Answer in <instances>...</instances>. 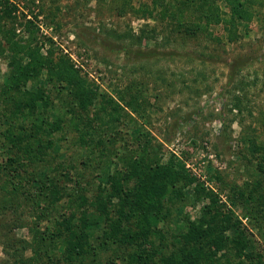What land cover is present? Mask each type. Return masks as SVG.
<instances>
[{
	"label": "trees",
	"instance_id": "16d2710c",
	"mask_svg": "<svg viewBox=\"0 0 264 264\" xmlns=\"http://www.w3.org/2000/svg\"><path fill=\"white\" fill-rule=\"evenodd\" d=\"M16 1L0 0V55L12 56L0 94L6 128L0 133V216L11 218L0 227L13 264H264V141L240 139L250 160L256 156L257 178L228 197L234 206L249 205L255 234L215 189L143 149L151 141L141 126L126 123L132 104L123 95L100 91L66 56L42 53L38 27ZM158 7L183 26L182 39L202 33L220 42L210 28L224 26L226 39L235 42L238 25L263 20L264 0H153L136 13L152 18ZM186 9L189 24L182 25ZM111 48L128 59L146 55ZM243 63L229 66L235 71ZM30 77L43 83L30 90ZM232 110L240 111L241 101ZM195 202L202 206L193 219L186 209ZM25 227L31 241L11 233Z\"/></svg>",
	"mask_w": 264,
	"mask_h": 264
},
{
	"label": "rangeland",
	"instance_id": "374dc122",
	"mask_svg": "<svg viewBox=\"0 0 264 264\" xmlns=\"http://www.w3.org/2000/svg\"><path fill=\"white\" fill-rule=\"evenodd\" d=\"M16 2L38 27L42 53L51 50L54 57L66 56L100 91L117 99L123 95L124 101L132 104L126 108L131 115L126 116V123L141 126L144 137L151 141L143 149L149 148L160 162L174 164L215 189L242 224L258 233L246 216L249 205L234 206L229 198L234 196L231 190L249 189L257 178L256 166L251 163L256 156L250 160L248 144L243 147L240 139L249 136L259 143L264 141V8L260 10L263 20L254 18L238 25L235 42L226 39L227 28L211 26L219 42L202 33L182 39L183 26L160 15L163 7H158L152 18L136 13L140 5L152 6L153 0ZM161 2L166 5L171 0ZM187 10L182 25L189 24ZM104 39L141 49L146 55L128 59L124 53L113 52L112 44L103 43ZM11 59L9 52L0 55V94ZM236 60L244 65L233 71L229 65ZM42 83L43 78L30 77L28 89L36 90ZM60 101L55 100L57 108ZM237 101H241L240 111L232 110ZM2 108L0 104V112ZM5 130L0 123V133ZM201 206L195 202L186 212L197 218ZM10 218L0 216V224ZM26 219L32 225L33 218L28 215ZM45 225L42 223L40 229L45 230ZM4 232L5 227H0V264H13L3 247ZM11 233L16 238L32 239L28 227ZM25 255L29 257L30 250Z\"/></svg>",
	"mask_w": 264,
	"mask_h": 264
}]
</instances>
